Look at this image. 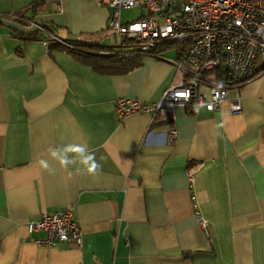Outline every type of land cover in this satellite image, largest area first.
<instances>
[{"label":"crops","instance_id":"crops-1","mask_svg":"<svg viewBox=\"0 0 264 264\" xmlns=\"http://www.w3.org/2000/svg\"><path fill=\"white\" fill-rule=\"evenodd\" d=\"M111 14L94 0H0V16L22 15L87 50L123 44L108 42ZM48 38L17 20L0 23V264H264V72L230 89L238 112L227 101L214 111L178 107L174 122L119 119L117 99L151 104L178 82L181 45L116 74L46 46ZM81 143L101 166L94 173L50 155ZM65 207L81 245L38 246L44 235L30 222Z\"/></svg>","mask_w":264,"mask_h":264},{"label":"built area","instance_id":"built-area-1","mask_svg":"<svg viewBox=\"0 0 264 264\" xmlns=\"http://www.w3.org/2000/svg\"><path fill=\"white\" fill-rule=\"evenodd\" d=\"M94 1L112 11L107 30L124 45L130 44L126 46L127 52L157 57L172 45L182 47L173 62L181 74L178 82L151 104L134 98L117 99L115 111L119 119L147 113L166 115L174 122L178 107L189 113L200 107L214 111L227 101L232 111L241 110V98L231 99L229 91L251 80L264 63V0ZM134 8L141 9L142 16L123 22L121 12ZM6 19L36 26L57 40L44 27L22 15L0 16V23ZM221 71L228 81L218 82ZM176 138L177 132L172 130L169 139L173 142ZM188 177L191 200L197 206L194 171ZM197 216L202 229L209 234L208 221L199 210ZM29 228L33 233L44 235L35 240L38 246L55 248L82 243V233L70 207L41 213L30 222Z\"/></svg>","mask_w":264,"mask_h":264},{"label":"trees","instance_id":"trees-1","mask_svg":"<svg viewBox=\"0 0 264 264\" xmlns=\"http://www.w3.org/2000/svg\"><path fill=\"white\" fill-rule=\"evenodd\" d=\"M44 29H46L48 33L50 32L46 27H44ZM46 42L49 43L48 46L64 47L77 60L83 64L90 65L97 71L106 70L107 72L116 74H126L138 68L141 65L142 57L146 56L143 54H132L129 51L127 52L126 46H123L124 43L122 45L115 46L97 45L92 46L87 50L86 47H83L78 42L72 43L65 41L63 43H59L58 40H53L50 37ZM100 51L104 52L108 56H99L98 53ZM262 72H264V67L261 71H257L252 79H254L257 75H260ZM218 78V82L228 81V79L224 76L223 71L218 74Z\"/></svg>","mask_w":264,"mask_h":264},{"label":"clouds","instance_id":"clouds-1","mask_svg":"<svg viewBox=\"0 0 264 264\" xmlns=\"http://www.w3.org/2000/svg\"><path fill=\"white\" fill-rule=\"evenodd\" d=\"M69 154H73L70 158ZM53 159L58 160L62 168H67L69 164L75 165L77 161L83 165L88 173H94L101 166L97 163L94 153H90L86 143L68 144L63 148L50 150ZM40 166L46 170H51L46 160H41ZM79 172L80 169L77 168Z\"/></svg>","mask_w":264,"mask_h":264},{"label":"rangeland","instance_id":"rangeland-1","mask_svg":"<svg viewBox=\"0 0 264 264\" xmlns=\"http://www.w3.org/2000/svg\"><path fill=\"white\" fill-rule=\"evenodd\" d=\"M142 16V10L139 9V8H134V9H129V10H123L121 12V19L123 22H130V21H133V20H137L138 18H140ZM111 37V40L108 41V42H113V43H121L122 42L120 41V38L117 39L115 38V35L109 33ZM130 44L128 43V45H123V46H129ZM177 45H172L171 46V49L170 50H177ZM213 74V73H212Z\"/></svg>","mask_w":264,"mask_h":264}]
</instances>
